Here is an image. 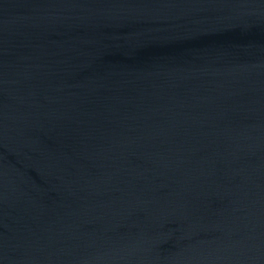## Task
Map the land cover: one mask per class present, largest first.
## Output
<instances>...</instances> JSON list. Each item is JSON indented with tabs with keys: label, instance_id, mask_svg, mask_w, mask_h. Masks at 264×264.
I'll use <instances>...</instances> for the list:
<instances>
[{
	"label": "water",
	"instance_id": "water-1",
	"mask_svg": "<svg viewBox=\"0 0 264 264\" xmlns=\"http://www.w3.org/2000/svg\"><path fill=\"white\" fill-rule=\"evenodd\" d=\"M0 264H264V0H0Z\"/></svg>",
	"mask_w": 264,
	"mask_h": 264
}]
</instances>
